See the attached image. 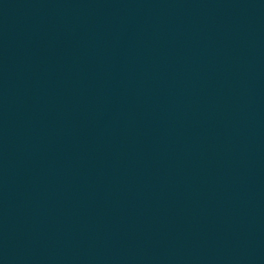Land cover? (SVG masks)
<instances>
[{"label":"water","instance_id":"obj_1","mask_svg":"<svg viewBox=\"0 0 264 264\" xmlns=\"http://www.w3.org/2000/svg\"><path fill=\"white\" fill-rule=\"evenodd\" d=\"M0 264H264V0H0Z\"/></svg>","mask_w":264,"mask_h":264}]
</instances>
